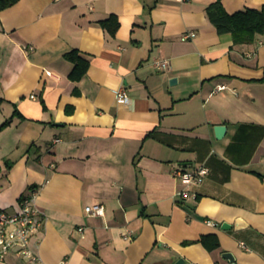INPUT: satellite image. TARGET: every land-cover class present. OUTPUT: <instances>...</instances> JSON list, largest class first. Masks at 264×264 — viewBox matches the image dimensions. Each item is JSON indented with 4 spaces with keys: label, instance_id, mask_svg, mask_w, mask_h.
<instances>
[{
    "label": "crops",
    "instance_id": "1",
    "mask_svg": "<svg viewBox=\"0 0 264 264\" xmlns=\"http://www.w3.org/2000/svg\"><path fill=\"white\" fill-rule=\"evenodd\" d=\"M214 1L20 0L0 12V206L15 213L38 190L39 264H264V35H220ZM111 16L115 37L101 25ZM74 51L90 63L80 81ZM202 165L210 175L184 198L173 170ZM95 205L105 216H87ZM207 235L221 248L207 250ZM0 264L30 263L13 252Z\"/></svg>",
    "mask_w": 264,
    "mask_h": 264
},
{
    "label": "built area",
    "instance_id": "2",
    "mask_svg": "<svg viewBox=\"0 0 264 264\" xmlns=\"http://www.w3.org/2000/svg\"><path fill=\"white\" fill-rule=\"evenodd\" d=\"M197 37L196 32L184 34L183 40L188 41ZM155 66L159 70H166L169 67L168 61H158ZM52 75V73H49ZM227 89L226 85L219 86L215 93ZM116 100L119 104L130 105L132 99L128 91L124 88L115 92ZM60 142V140H57ZM1 172V163H0ZM211 170L208 166L202 165L194 170L187 168L174 169L172 175L181 180L186 189L181 192L184 198H197V194L192 191L194 185H201L210 175ZM38 190H32L29 195L24 196L16 209L15 213H9L0 206V259L4 260L9 254L18 252L30 264H39L40 258L32 249V240L34 236L44 227L46 216L37 205ZM86 214L89 217H102L106 214V208L103 205H95L86 208ZM210 225H215L209 222ZM85 227H81L79 232L84 235ZM127 239H132L133 233H125ZM65 264V263H63Z\"/></svg>",
    "mask_w": 264,
    "mask_h": 264
},
{
    "label": "trees",
    "instance_id": "3",
    "mask_svg": "<svg viewBox=\"0 0 264 264\" xmlns=\"http://www.w3.org/2000/svg\"><path fill=\"white\" fill-rule=\"evenodd\" d=\"M20 0H0V12L15 6ZM207 15L211 23L217 28L220 35L232 34L236 45L253 44L259 35H264V7L262 9H248L237 13H230L223 0H215L207 9ZM103 28L113 37L120 29L121 22L117 16H111L102 21ZM66 58L75 64L71 74L74 81L82 80L88 70L90 63L78 51L67 54ZM3 99L0 98V107ZM11 121H7L4 127H7ZM200 242L213 252L221 248V242L217 235L203 236Z\"/></svg>",
    "mask_w": 264,
    "mask_h": 264
},
{
    "label": "water",
    "instance_id": "4",
    "mask_svg": "<svg viewBox=\"0 0 264 264\" xmlns=\"http://www.w3.org/2000/svg\"><path fill=\"white\" fill-rule=\"evenodd\" d=\"M177 83H178V79H177V78H175V79H173V80L171 81V84H172V85H175V84H177ZM227 131H228V129H227V127L224 126V125H220V126H216V127H215L216 136H217V138L220 139V140L223 139V138L226 136ZM222 228H223L224 230H231V229H232V226H231L230 224H228V223H224ZM224 257H225L227 260L231 261L232 263H235V258H234V256H233L232 254H225ZM183 263H184V260H180V261L178 262V264H183Z\"/></svg>",
    "mask_w": 264,
    "mask_h": 264
}]
</instances>
